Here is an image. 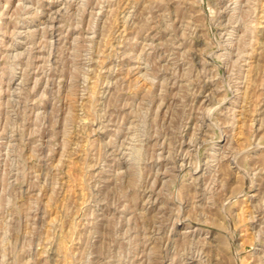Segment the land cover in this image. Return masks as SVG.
Segmentation results:
<instances>
[{"label":"rangeland","instance_id":"1","mask_svg":"<svg viewBox=\"0 0 264 264\" xmlns=\"http://www.w3.org/2000/svg\"><path fill=\"white\" fill-rule=\"evenodd\" d=\"M0 264H264V0H0Z\"/></svg>","mask_w":264,"mask_h":264}]
</instances>
